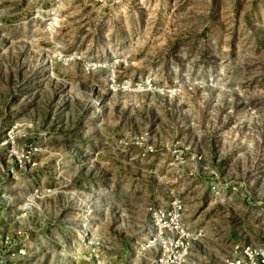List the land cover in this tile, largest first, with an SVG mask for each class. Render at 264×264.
<instances>
[{"label": "rangeland", "instance_id": "obj_1", "mask_svg": "<svg viewBox=\"0 0 264 264\" xmlns=\"http://www.w3.org/2000/svg\"><path fill=\"white\" fill-rule=\"evenodd\" d=\"M263 237L264 0H0V264Z\"/></svg>", "mask_w": 264, "mask_h": 264}, {"label": "built area", "instance_id": "obj_2", "mask_svg": "<svg viewBox=\"0 0 264 264\" xmlns=\"http://www.w3.org/2000/svg\"><path fill=\"white\" fill-rule=\"evenodd\" d=\"M228 264H264V237L259 245L235 246L231 252Z\"/></svg>", "mask_w": 264, "mask_h": 264}]
</instances>
